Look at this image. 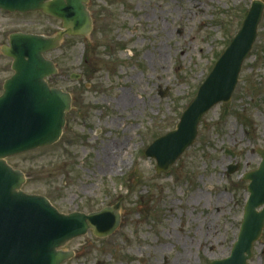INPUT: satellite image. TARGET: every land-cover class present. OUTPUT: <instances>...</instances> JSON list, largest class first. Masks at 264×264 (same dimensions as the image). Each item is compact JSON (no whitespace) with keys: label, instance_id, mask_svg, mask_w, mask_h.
<instances>
[{"label":"rangeland","instance_id":"obj_1","mask_svg":"<svg viewBox=\"0 0 264 264\" xmlns=\"http://www.w3.org/2000/svg\"><path fill=\"white\" fill-rule=\"evenodd\" d=\"M89 1L92 35L46 55L60 70L50 83L73 96L63 138L9 164L26 173L27 193L46 196L66 215L123 202L119 230L71 241L67 250L76 255L65 264L226 259L250 198L245 176L262 163L264 18L232 100L208 112L172 170L158 174L145 151L176 130L256 0ZM9 28L55 36L63 24L25 13ZM10 64L0 55L1 78ZM249 264H264V233Z\"/></svg>","mask_w":264,"mask_h":264},{"label":"water","instance_id":"obj_2","mask_svg":"<svg viewBox=\"0 0 264 264\" xmlns=\"http://www.w3.org/2000/svg\"><path fill=\"white\" fill-rule=\"evenodd\" d=\"M89 2L0 0L2 10L23 14L41 11L64 24V30L54 37L15 34L11 48H5V53L15 60V75L7 81L0 97V264H65L75 255L65 250L71 241L90 231L100 239L109 238L122 224L123 202L90 214H63L46 196L25 192V172L8 163L10 157L52 147L62 139L73 106L72 95L49 86L47 80L58 75L59 69L45 54L59 49L66 36L91 35L94 23L87 7ZM251 5L241 29L183 113L176 130L156 139L146 149V156L156 160L158 174L169 173L195 144L208 112L219 103L232 100L264 17L263 0ZM72 79L79 76L73 75ZM259 154L260 167L244 179L250 183V198L232 254L212 264H249L254 257L255 245L264 232V150H259ZM237 169L233 165L228 173L232 175Z\"/></svg>","mask_w":264,"mask_h":264},{"label":"flooded vegetation","instance_id":"obj_3","mask_svg":"<svg viewBox=\"0 0 264 264\" xmlns=\"http://www.w3.org/2000/svg\"><path fill=\"white\" fill-rule=\"evenodd\" d=\"M30 14H33V15H40L41 17H43L44 19H51L52 17L51 16H47L45 14H43L42 12H37V13H30ZM20 15H23V14H20L18 12H10V11H7V10H2L0 9V22H4V24H1L0 23V55L2 57V59L4 60H9L11 61V64L9 66V71L8 72V68L6 66V69L4 70L5 72H8L9 73V76H6V78H1L0 77V97L3 96L4 92H5V86H6V83L7 81L12 78L15 74V72L13 71V64L15 62V60H13L12 58H10L6 53H5V48H11V42H12V36H14L15 34H18V33H23V34H33V35H43V36H52L51 33L49 34H46L47 32L45 31L44 33H33V32H20V31H17V30H11L9 28V26H15L18 22V17ZM92 19H93V23H94V18H93V15H92ZM49 35V36H48ZM72 38H75V37H68L67 39L71 40ZM82 38H85V37H82ZM65 43V42H64ZM50 86H53L52 83H50ZM139 251H143L142 250H139ZM76 255V253H75ZM162 264H172V263H169L168 259H165V261H162ZM177 264H180V261L179 263ZM182 264H189L188 262H185V261H182Z\"/></svg>","mask_w":264,"mask_h":264}]
</instances>
